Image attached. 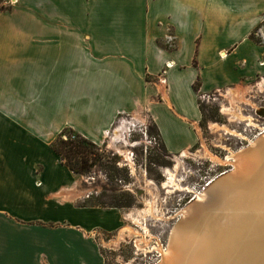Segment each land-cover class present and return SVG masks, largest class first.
<instances>
[{
	"label": "crops",
	"instance_id": "obj_1",
	"mask_svg": "<svg viewBox=\"0 0 264 264\" xmlns=\"http://www.w3.org/2000/svg\"><path fill=\"white\" fill-rule=\"evenodd\" d=\"M260 75L264 0H0V264H105L124 225L54 150L63 129L101 145L144 114L176 155L200 95Z\"/></svg>",
	"mask_w": 264,
	"mask_h": 264
},
{
	"label": "rangeland",
	"instance_id": "obj_2",
	"mask_svg": "<svg viewBox=\"0 0 264 264\" xmlns=\"http://www.w3.org/2000/svg\"><path fill=\"white\" fill-rule=\"evenodd\" d=\"M231 88L238 89L236 97L229 93ZM231 88L199 97V141L189 149V156L167 152L155 125L143 114L144 120L125 133L130 145L124 138L101 144L117 160V168L103 164L88 174L78 173L80 188L92 189L88 202L107 206L116 200L131 202L120 206L123 227L98 237L105 264H161L173 228L189 219L190 215L184 214L197 202V196L223 172L235 171L232 155L264 133V75ZM118 125L116 122L110 135Z\"/></svg>",
	"mask_w": 264,
	"mask_h": 264
},
{
	"label": "bare ground",
	"instance_id": "obj_3",
	"mask_svg": "<svg viewBox=\"0 0 264 264\" xmlns=\"http://www.w3.org/2000/svg\"><path fill=\"white\" fill-rule=\"evenodd\" d=\"M229 93L236 97L238 89H229ZM133 119L136 124L141 121ZM119 123L111 141L124 138L130 145L125 133L132 120ZM232 157L235 171L197 196V202L184 214L190 215L189 219L173 228L161 264H264V146ZM170 178L174 181V174L170 173Z\"/></svg>",
	"mask_w": 264,
	"mask_h": 264
},
{
	"label": "trees",
	"instance_id": "obj_4",
	"mask_svg": "<svg viewBox=\"0 0 264 264\" xmlns=\"http://www.w3.org/2000/svg\"><path fill=\"white\" fill-rule=\"evenodd\" d=\"M195 88L198 89L197 82L195 83ZM52 146L60 155L62 162L76 173L88 174L94 167L103 164L117 168V160L108 154L102 145L75 131L73 128L66 127L63 129L53 141ZM97 204L106 206L102 202ZM123 205L130 206L131 202L127 201L126 204H120L116 200L111 206L120 207Z\"/></svg>",
	"mask_w": 264,
	"mask_h": 264
},
{
	"label": "water",
	"instance_id": "obj_5",
	"mask_svg": "<svg viewBox=\"0 0 264 264\" xmlns=\"http://www.w3.org/2000/svg\"><path fill=\"white\" fill-rule=\"evenodd\" d=\"M262 136L263 135H260L256 140H255V142H254V145H249V146H247V148H244L243 150L241 149L240 151L241 152H244V151H252V152H257L258 150H260L263 146H264V138H262ZM239 151V152H240ZM239 154V153H238ZM233 169V168H232ZM230 172H231V170H229V171H226V172H223L222 174H220L218 177H217V179L215 178V179H213L208 185H210L209 187H208V189H212L213 187H215L218 183H220V182H222V181H224V179L226 178V176L228 175V174H230ZM207 185V186H208ZM207 189V190H208ZM187 216H189V215H187ZM181 224V223H180ZM180 224H178V225H180Z\"/></svg>",
	"mask_w": 264,
	"mask_h": 264
},
{
	"label": "built area",
	"instance_id": "obj_6",
	"mask_svg": "<svg viewBox=\"0 0 264 264\" xmlns=\"http://www.w3.org/2000/svg\"><path fill=\"white\" fill-rule=\"evenodd\" d=\"M172 64V61H167L165 63V68H167L168 66H170ZM164 72H165V69L160 73V78H162L163 80H165V77H164ZM205 94H202L200 95V97H203ZM134 114L133 113H121L118 118H117V122H122L124 119H128L129 121L132 120V123L129 125V131H131V128L133 127H136V123L134 122ZM110 131H108L109 133ZM182 153V152H181ZM208 185V184H207Z\"/></svg>",
	"mask_w": 264,
	"mask_h": 264
}]
</instances>
